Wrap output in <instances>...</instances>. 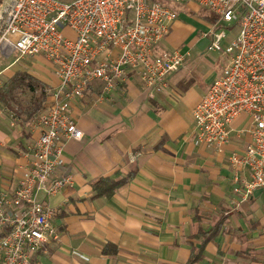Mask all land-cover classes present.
I'll return each instance as SVG.
<instances>
[{
	"label": "crops",
	"instance_id": "obj_1",
	"mask_svg": "<svg viewBox=\"0 0 264 264\" xmlns=\"http://www.w3.org/2000/svg\"><path fill=\"white\" fill-rule=\"evenodd\" d=\"M209 20L190 46L185 33L171 31L176 18L155 46V53L188 51L161 92L149 95L139 73L127 69L111 90L96 79L71 100L83 136L64 139L63 163L53 173L70 183L37 196L55 210L58 239L44 243L31 264H264V190L240 200L227 158L245 143L234 137L240 124L222 152L199 143L193 130L192 109L222 71L209 54L210 37L201 35L216 16ZM27 59L47 85L41 112L59 78L44 57L17 61ZM17 61L5 64L0 78ZM32 119L21 120L0 102V194L16 188L28 163V146L39 135ZM101 178L120 184L107 195L108 181L96 184Z\"/></svg>",
	"mask_w": 264,
	"mask_h": 264
},
{
	"label": "built area",
	"instance_id": "obj_2",
	"mask_svg": "<svg viewBox=\"0 0 264 264\" xmlns=\"http://www.w3.org/2000/svg\"><path fill=\"white\" fill-rule=\"evenodd\" d=\"M174 1L215 13L201 35L210 37L208 49L222 52L224 65L192 109L193 130L199 143L222 152L233 123L244 115L234 137L245 143L227 158L238 183L234 191L245 200L264 190V0ZM176 18L157 0H0V57L42 56L59 78L50 102L30 122L39 135L28 146L18 185L0 194V228H7L0 235V264H31L44 243L58 239L55 210L37 196L70 183L69 176L53 173L63 163L64 139L83 136L70 114L71 100L96 79L111 90L127 69L139 73L149 95L161 92L188 56L154 51Z\"/></svg>",
	"mask_w": 264,
	"mask_h": 264
},
{
	"label": "rangeland",
	"instance_id": "obj_3",
	"mask_svg": "<svg viewBox=\"0 0 264 264\" xmlns=\"http://www.w3.org/2000/svg\"><path fill=\"white\" fill-rule=\"evenodd\" d=\"M64 1H70V0H64ZM157 1L165 5H168L169 7H171L177 12L178 25H176L175 28H172L171 31H173V33H175L178 36L182 33H185L186 34L185 35L186 45L191 46L192 42H194L195 44L198 40L199 31L206 28V25L210 21L209 20L210 17L215 16V13H213L209 9L204 8V7L189 6L190 3L188 2H176L174 0H157ZM212 23L213 22L211 21L210 24ZM205 41L206 40H202V42H205ZM201 43L198 44L197 47H201L204 44V43L202 44ZM206 45L208 46V44ZM206 45H205V48L207 47ZM203 49H204V46H203ZM209 51H210L209 54L212 57H214L215 60H217V65L221 66L220 70H222L223 63H224L222 59L223 58L222 52L216 51V50H210V49ZM13 58L14 56L8 59L0 57V69H2L5 64H9ZM31 63H33L34 66H37V67L39 66L38 64L34 63L33 60L31 59L17 61L16 63L12 65L9 71H5L3 73V75L1 76L2 80L4 81L7 80V78L17 70H25L30 73L33 72V74L38 77L40 74L38 73L37 69L32 67L33 65ZM44 68L49 70L50 66L45 63ZM29 99H30L29 94L20 95L19 97L20 102L23 104L27 102ZM243 118H244V115L239 116V118L234 122L233 125L241 124ZM238 139H242V138L240 137Z\"/></svg>",
	"mask_w": 264,
	"mask_h": 264
},
{
	"label": "trees",
	"instance_id": "obj_4",
	"mask_svg": "<svg viewBox=\"0 0 264 264\" xmlns=\"http://www.w3.org/2000/svg\"><path fill=\"white\" fill-rule=\"evenodd\" d=\"M25 94H29L30 99L23 104L20 102L19 97ZM47 94L45 82L28 71L17 70L0 87V102L10 109L14 115L27 122L36 114H39ZM101 181H108L103 189L107 195H110L116 186L120 184V182L105 178L97 180L96 184Z\"/></svg>",
	"mask_w": 264,
	"mask_h": 264
}]
</instances>
